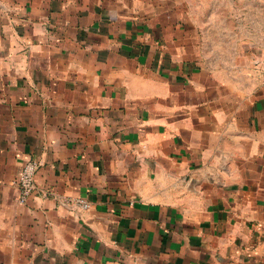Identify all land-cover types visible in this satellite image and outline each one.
Masks as SVG:
<instances>
[{"label": "crops", "instance_id": "obj_1", "mask_svg": "<svg viewBox=\"0 0 264 264\" xmlns=\"http://www.w3.org/2000/svg\"><path fill=\"white\" fill-rule=\"evenodd\" d=\"M0 264H264V0H0Z\"/></svg>", "mask_w": 264, "mask_h": 264}, {"label": "built area", "instance_id": "obj_2", "mask_svg": "<svg viewBox=\"0 0 264 264\" xmlns=\"http://www.w3.org/2000/svg\"><path fill=\"white\" fill-rule=\"evenodd\" d=\"M39 164L35 160H28L24 163L18 177V202L25 204L28 199L37 193L36 174ZM83 209H89L90 205L84 200L76 201Z\"/></svg>", "mask_w": 264, "mask_h": 264}]
</instances>
